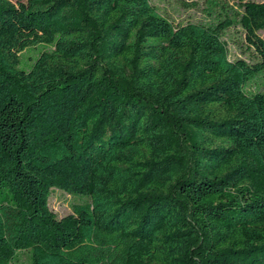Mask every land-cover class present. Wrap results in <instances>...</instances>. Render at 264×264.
Here are the masks:
<instances>
[{"label": "trees", "instance_id": "1", "mask_svg": "<svg viewBox=\"0 0 264 264\" xmlns=\"http://www.w3.org/2000/svg\"><path fill=\"white\" fill-rule=\"evenodd\" d=\"M152 1L0 0V264H264V2Z\"/></svg>", "mask_w": 264, "mask_h": 264}, {"label": "rangeland", "instance_id": "2", "mask_svg": "<svg viewBox=\"0 0 264 264\" xmlns=\"http://www.w3.org/2000/svg\"><path fill=\"white\" fill-rule=\"evenodd\" d=\"M14 4L17 1L26 2L27 0H10ZM230 6L238 9V4L245 1L254 2H264V0H226ZM153 4L158 8L160 13L168 17L173 21L174 24L177 23H188V22H201L207 20V15L205 13V7L203 0H198V4L193 8H182L174 1H163V0H153ZM258 34L264 39V29L258 31ZM243 39L242 31L239 27L230 28L223 35V40L225 41L226 49L228 52V57L230 60L235 58H242L250 60V55L243 51V47L240 46V41ZM245 46V41L242 44ZM41 49V46L36 48H27L22 53V58L25 65L29 63L36 57L37 52ZM82 201L81 198L72 196L59 189H52L48 198L49 208L54 212L57 218H61L68 214L73 213V205L78 204ZM12 264H30L29 254L26 251H21L18 253L16 259H14Z\"/></svg>", "mask_w": 264, "mask_h": 264}]
</instances>
